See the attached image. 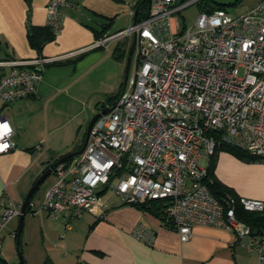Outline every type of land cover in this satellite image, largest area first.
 Masks as SVG:
<instances>
[{
  "label": "built area",
  "instance_id": "built-area-1",
  "mask_svg": "<svg viewBox=\"0 0 264 264\" xmlns=\"http://www.w3.org/2000/svg\"><path fill=\"white\" fill-rule=\"evenodd\" d=\"M198 1L151 0L145 18L89 47L135 36V64L121 94L103 108L110 111L94 122L82 153L53 169L55 181L41 210L62 217L69 231L82 212L98 211L107 192L126 205L164 201L181 242L190 239L194 225L223 228L234 234V243L246 240V250L264 264V236L253 234L235 213L237 207L264 213V195L220 201L204 181L221 143L264 165V0L235 17L219 9L200 13L191 27L173 26L174 15ZM74 3L47 1L46 26L54 36L61 30L60 8ZM129 14L134 18L135 9ZM44 62H0L11 67L0 79V101L31 97ZM15 146L12 128L0 118V154ZM0 207L1 231L20 216L22 202L0 200ZM134 234L150 242L143 230Z\"/></svg>",
  "mask_w": 264,
  "mask_h": 264
},
{
  "label": "crops",
  "instance_id": "crops-1",
  "mask_svg": "<svg viewBox=\"0 0 264 264\" xmlns=\"http://www.w3.org/2000/svg\"><path fill=\"white\" fill-rule=\"evenodd\" d=\"M47 1L0 0V62L46 61L38 66L41 78L31 97L8 105L0 101V118L9 123L16 143L14 149L0 154L1 201L23 202L32 185L51 164L82 147L86 125L92 119L90 116L101 112L109 98L120 95L124 87L123 58L117 59L114 52L124 50L128 55L132 38L129 37V47L125 46L126 37L103 46L89 47L126 29L110 31L123 12L127 13L130 23L133 22L129 13L138 0H75L73 7L59 10L60 33L37 51L30 46L28 29L46 27ZM171 21L173 26L180 25L174 17ZM82 50L84 52L77 53ZM10 70V66H0V79ZM214 173L238 197L260 199L264 195V165L261 163L243 162L229 153L220 152ZM54 181L53 175L43 198ZM107 193L115 199L101 197ZM107 193L100 196L98 211L78 215L72 229L66 231L60 242L55 240L56 237H41L45 250L26 255L25 263L258 262V255L244 247L246 240L234 243L231 231L194 225L190 239L181 242L176 230L148 208L123 204L115 194ZM45 214L49 217L46 211ZM58 219L61 224L53 223ZM42 221L44 234L50 231L59 233L64 224L62 217L52 219V222L45 218ZM136 229L146 232L150 242L137 237L134 234ZM1 241L4 245L6 240L1 237L0 264H9L12 254Z\"/></svg>",
  "mask_w": 264,
  "mask_h": 264
},
{
  "label": "rangeland",
  "instance_id": "rangeland-1",
  "mask_svg": "<svg viewBox=\"0 0 264 264\" xmlns=\"http://www.w3.org/2000/svg\"><path fill=\"white\" fill-rule=\"evenodd\" d=\"M189 1V0H187ZM208 5L206 7V11L209 10V8L213 5H216V3L225 4L224 8L229 13V15L235 17L240 14H243L247 12L250 8L255 6L257 3H259V0H240L239 2L233 4V0H207ZM201 10L199 5L196 3L191 4L190 6L183 9L180 13H176L174 15V18L178 21L179 24H183L186 27H191L195 24L198 16L200 15ZM131 25L129 18L127 16L126 12H123L120 17L117 18L115 23L112 25L110 31H114L118 28H128ZM126 43L125 46L129 47V37H126ZM127 63V54L123 57L122 60V87L124 84L125 77L132 71L133 66L135 64V53L132 54L130 59L129 67L126 66ZM242 75V71H240V76ZM90 116V115H88ZM93 115L90 116V119ZM87 127V125H86ZM84 126V129L86 128ZM53 175L51 174L47 179L40 185L39 189L34 193V196L32 197V207L30 208V211L40 210L43 211L42 213H36L32 214L30 211L25 215L23 220V227L20 233V248L19 252L21 253L22 259L25 258L28 254H39L41 251L43 252L45 250V246L42 244V238L41 237H56L55 240L57 242H60L63 237H65L66 231H64L63 228L59 231H50L49 233H43L42 232V219H48L52 222V218H49L46 216L45 211L41 210L42 204H43V193L48 186V184L52 181ZM107 197L108 199H115L111 194L107 193L105 195H102L101 197ZM85 213V212H82ZM81 213V214H82ZM80 214V215H81ZM12 221L7 224V226L0 231V240L1 237H4L6 242L2 245L7 249L10 254H12L11 259H8L9 264H18L19 263V255H18V249L16 246V239L12 236V232L17 233L18 225H19V218L14 217L11 219ZM61 221L58 219L57 221L53 222L55 224H59ZM61 224V223H60ZM73 225V223H72ZM12 228L11 230H8V228ZM45 228V227H44ZM45 231V230H44ZM47 248V247H46ZM65 252V251H63Z\"/></svg>",
  "mask_w": 264,
  "mask_h": 264
},
{
  "label": "trees",
  "instance_id": "trees-1",
  "mask_svg": "<svg viewBox=\"0 0 264 264\" xmlns=\"http://www.w3.org/2000/svg\"><path fill=\"white\" fill-rule=\"evenodd\" d=\"M240 0H233V4L239 2ZM197 4L200 7L201 13H212L215 10H225L224 5L221 3H216V5H213L209 8V10L206 11V7L208 5L207 0H199ZM150 4L147 3L146 1L143 2L142 0H138L135 5L133 6L134 9H137V15H136V20L140 21L143 18H145L147 11L149 9ZM226 11V10H225ZM182 28L185 26L180 24ZM54 35L49 29V27L45 28H32L29 27L28 29V40L30 43V46L34 48L35 50L39 51L43 44L47 41L53 40ZM124 46V45H123ZM115 57L117 59H122L126 54L125 51L121 53L114 52ZM119 95L115 97H110L108 102L111 103L113 100H115ZM220 152H226L237 159L243 161V162H257V159L252 157L249 153H247L245 150L240 149L239 147H236L234 145H231L229 143H221L219 147L216 148L214 154L209 158V163L206 168V174L204 181L207 184V187L210 191V193L217 199L222 201L223 198H233L237 199L238 196H236L231 188L228 186L224 185L222 182H220L216 177H215V166H216V161H217V156ZM71 158L67 159L65 162H68ZM32 198L29 201V204L31 203ZM29 204L26 208L25 215L30 211ZM138 208H148L151 212L155 213L157 216H159L163 221H166L168 225L170 224L169 218L166 215V208L167 204L164 201H149L145 202L143 204H136L134 205ZM31 212V211H30ZM236 213V218L243 222L245 225H247L251 232L256 235H262L264 236V213H247L242 211L239 207L236 208L235 210ZM16 234V232H15ZM16 239V235H15ZM20 248V245H19ZM18 248V250H19ZM23 263H25L24 259ZM18 264H21L20 261Z\"/></svg>",
  "mask_w": 264,
  "mask_h": 264
},
{
  "label": "water",
  "instance_id": "water-1",
  "mask_svg": "<svg viewBox=\"0 0 264 264\" xmlns=\"http://www.w3.org/2000/svg\"><path fill=\"white\" fill-rule=\"evenodd\" d=\"M143 2H147L150 4L151 0H142ZM185 0H174V4L175 5H178L182 2H184ZM137 9H135V14H134V18H133V24H135L136 22V15H137ZM134 37L133 36L132 38V43L130 45V48L128 50V55H127V63H126V66L128 67L129 63H130V59H131V56H132V53H133V50H134ZM125 81V80H124ZM110 111V109H103L101 112L97 113L96 115H94L92 117V119L90 120L87 128H86V134H85V139H84V143L82 145V147L75 151V152H72V153H69L68 155L60 158L59 160H57L56 162H54L53 164H51L39 177L38 179L35 181V183L32 185V187L30 188V190L28 191L26 197L24 198L23 202H22V208H21V214L20 216L18 217L19 218V225H18V229H17V233H16V246H17V249L19 248V245H20V233H21V230H22V227H23V220H24V217H25V211H26V208L29 204V201L30 199L32 198L33 194L39 189L40 185L46 180L47 177H49L52 173H53V169L58 165V164H61L63 162H65L67 159L69 158H72V157H75L79 154L82 153V151L84 150L86 144H87V141H88V137H89V134H90V130L94 124V122L101 116V115H104L106 113H108ZM18 255H19V260H20V263L21 264H24L23 263V260H22V256H21V253L19 252L18 250Z\"/></svg>",
  "mask_w": 264,
  "mask_h": 264
}]
</instances>
